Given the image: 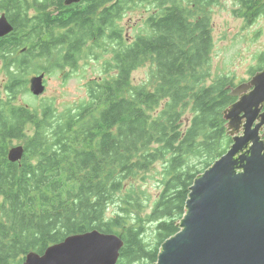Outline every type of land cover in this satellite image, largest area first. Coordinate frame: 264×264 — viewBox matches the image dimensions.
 I'll list each match as a JSON object with an SVG mask.
<instances>
[{"label": "trees", "instance_id": "16d2710c", "mask_svg": "<svg viewBox=\"0 0 264 264\" xmlns=\"http://www.w3.org/2000/svg\"><path fill=\"white\" fill-rule=\"evenodd\" d=\"M64 1L0 0L14 28L0 39V264L92 230L123 240L117 264H155L194 180L232 144L224 111L235 84L211 72L218 0ZM237 2L247 24L264 12V0ZM141 5L148 14L129 42L120 22ZM99 51L110 58L75 108L16 104L30 75L75 70ZM145 64L149 80L132 85ZM14 142L24 155L11 163ZM158 164L152 200L143 185Z\"/></svg>", "mask_w": 264, "mask_h": 264}, {"label": "water", "instance_id": "95a60500", "mask_svg": "<svg viewBox=\"0 0 264 264\" xmlns=\"http://www.w3.org/2000/svg\"><path fill=\"white\" fill-rule=\"evenodd\" d=\"M85 0H65L70 6ZM0 15V39L13 33ZM45 74L29 78L34 97L44 94ZM236 101L224 111L232 144L194 180L179 231L161 247L155 264H264V68L230 88ZM21 145L9 149V162L22 160ZM123 240L97 230L71 235L29 252L23 264H117Z\"/></svg>", "mask_w": 264, "mask_h": 264}, {"label": "rangeland", "instance_id": "374dc122", "mask_svg": "<svg viewBox=\"0 0 264 264\" xmlns=\"http://www.w3.org/2000/svg\"><path fill=\"white\" fill-rule=\"evenodd\" d=\"M146 9V5H141L123 16L120 25L123 36L129 42L142 31L143 20L148 14ZM240 9L242 8L237 0H218L217 5L210 8L214 45L211 54L212 78L229 76L233 79L235 86L249 81L253 76L250 75L251 71L257 70L261 59H264V12L254 23L247 24L242 17L244 10ZM109 58L110 55L99 51L94 56L83 55L75 70L66 68L44 73L46 85L44 94L34 97L29 91L25 92L19 95L16 104L36 109L47 103L59 113L73 109L86 98V84L92 79L101 77L102 65ZM149 70V64H145L134 71L131 78L132 85L145 84L149 80ZM212 78L208 81L209 85L212 83ZM262 133L264 136V128ZM17 145L18 142L13 143V146ZM161 170L162 167L158 164L148 174L149 178L143 185V189L152 197V200L160 191L158 185L162 179ZM147 235L150 237V232Z\"/></svg>", "mask_w": 264, "mask_h": 264}, {"label": "flooded vegetation", "instance_id": "af4514ba", "mask_svg": "<svg viewBox=\"0 0 264 264\" xmlns=\"http://www.w3.org/2000/svg\"><path fill=\"white\" fill-rule=\"evenodd\" d=\"M65 5V4H64ZM66 6V5H65ZM68 7V6H67ZM54 10H57V7L56 6H52L51 8H50V10L49 11H54ZM235 87V86H234ZM45 88H46V85H45Z\"/></svg>", "mask_w": 264, "mask_h": 264}]
</instances>
